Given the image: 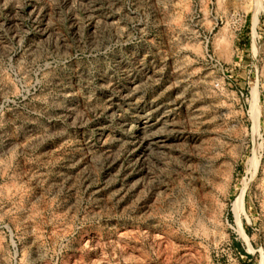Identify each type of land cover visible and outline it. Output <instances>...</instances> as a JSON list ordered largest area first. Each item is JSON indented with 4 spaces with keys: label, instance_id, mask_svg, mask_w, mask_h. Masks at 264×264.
<instances>
[{
    "label": "rangeland",
    "instance_id": "rangeland-1",
    "mask_svg": "<svg viewBox=\"0 0 264 264\" xmlns=\"http://www.w3.org/2000/svg\"><path fill=\"white\" fill-rule=\"evenodd\" d=\"M0 264H264V0H0Z\"/></svg>",
    "mask_w": 264,
    "mask_h": 264
},
{
    "label": "bare ground",
    "instance_id": "bare-ground-1",
    "mask_svg": "<svg viewBox=\"0 0 264 264\" xmlns=\"http://www.w3.org/2000/svg\"><path fill=\"white\" fill-rule=\"evenodd\" d=\"M250 109H251V112H252L253 129L255 130V128L257 127V115H258V108H257V104H256L255 98L252 101ZM256 165H257V160H256V158H253L251 160V166L250 167H252L253 170H255V168L257 167ZM245 186H243V188L241 189V193L239 194V196L232 203V210H233L234 215H235L237 220H238V217H239L238 214H239V212L241 213V210H242V194H243V191L245 189Z\"/></svg>",
    "mask_w": 264,
    "mask_h": 264
}]
</instances>
